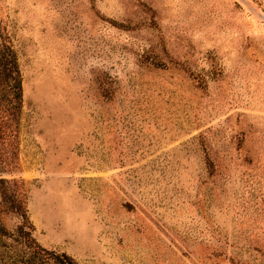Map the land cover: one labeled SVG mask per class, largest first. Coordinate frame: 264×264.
<instances>
[{"label":"rangeland","instance_id":"obj_1","mask_svg":"<svg viewBox=\"0 0 264 264\" xmlns=\"http://www.w3.org/2000/svg\"><path fill=\"white\" fill-rule=\"evenodd\" d=\"M2 43L23 99L0 178L42 246L264 264V0H0Z\"/></svg>","mask_w":264,"mask_h":264},{"label":"trees","instance_id":"obj_2","mask_svg":"<svg viewBox=\"0 0 264 264\" xmlns=\"http://www.w3.org/2000/svg\"><path fill=\"white\" fill-rule=\"evenodd\" d=\"M23 99L22 76L15 50L0 45V123L10 137L20 121ZM26 192L18 180L0 178V262L3 264H80L72 255L42 246L34 237V224L27 208ZM19 219L11 226L10 217Z\"/></svg>","mask_w":264,"mask_h":264}]
</instances>
